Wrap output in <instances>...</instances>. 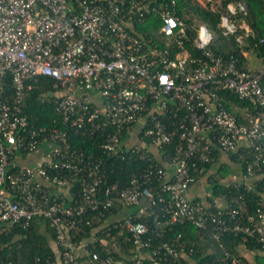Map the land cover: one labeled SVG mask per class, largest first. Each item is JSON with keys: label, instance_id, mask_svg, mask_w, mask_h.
Here are the masks:
<instances>
[{"label": "built area", "instance_id": "obj_1", "mask_svg": "<svg viewBox=\"0 0 264 264\" xmlns=\"http://www.w3.org/2000/svg\"><path fill=\"white\" fill-rule=\"evenodd\" d=\"M199 1L220 14L218 27L236 39L251 69L217 54L213 32L206 24L189 27L177 0H0V234L45 219L60 258L36 264H146V257L185 264L194 250L180 235L146 253L144 215H155L159 227L190 222L210 230L223 255L208 264H246L226 248L228 232L264 248V189H256L264 176L257 175L264 172V53L246 49V38L255 36L246 2ZM148 22L151 29H138ZM41 76L54 79L51 97L64 127L57 120L37 127L25 113ZM227 91L250 103L238 109L240 117L228 109ZM71 128L105 136L108 156L149 166L126 186L110 182L104 158L76 147ZM217 150L239 152L245 162L241 181L257 191L255 214L189 195L204 172L198 163H214ZM38 152L33 163L23 161ZM112 225L131 233L136 258L98 252L97 231Z\"/></svg>", "mask_w": 264, "mask_h": 264}, {"label": "trees", "instance_id": "obj_2", "mask_svg": "<svg viewBox=\"0 0 264 264\" xmlns=\"http://www.w3.org/2000/svg\"><path fill=\"white\" fill-rule=\"evenodd\" d=\"M177 13L187 21L189 27L196 24H206L213 32L212 49L217 54H222L226 58L238 57L241 60L240 67L248 70L251 66L248 64V59L242 55V49L236 39L231 36H225L222 29L218 27L220 14L212 10L210 6L201 3L199 0H177ZM224 6L228 3L239 5L246 2L248 15L247 20L255 33L254 37H247V50H252L259 56L264 53V0H224ZM242 15L238 13L237 17ZM139 27V28H138ZM138 29H151L148 22L146 25L138 24ZM191 29V28H190ZM256 44H259L256 46ZM54 79L50 76H41L39 82L34 83L33 90L27 96L25 113L28 115L32 124L37 127L49 126L57 120V123L64 127L60 120V115L57 112L56 104L51 97ZM225 98L229 101L228 109L240 117L239 108L250 106L246 100H241L238 96L223 92ZM71 133L72 143L87 153H94L104 158L105 166L111 170L108 173L110 182L119 181L122 186L128 185L133 175L140 174L149 166V161L134 158L133 160L117 158L116 156H108L102 145L105 141V136L102 135H84L82 131L69 129ZM130 133L125 132V138L129 137ZM147 143L149 139H145ZM166 151H173V146H167ZM217 158L214 163L202 164L198 163L199 167H204L203 175H208V183L210 189L213 190L214 196L226 195L228 201L233 204L245 205L249 212L256 213L257 209V191L248 190L242 181H233L228 183L227 176L230 171L229 166H216L220 151H215ZM232 161L238 164L241 171L245 172V162L240 165L239 152L231 153ZM216 166V170L209 173L210 168ZM264 170V169H263ZM264 172L257 171L259 178ZM195 181L194 183H196ZM237 184V185H236ZM193 185V184H192ZM257 190L264 189V176L257 180ZM80 190L75 183L73 191L78 193ZM238 200V202H237ZM120 205V204H119ZM137 211L138 206L135 207ZM160 210L159 208H156ZM119 210H115V214ZM96 214V213H95ZM93 216H95L93 214ZM163 218V217H162ZM161 218V219H162ZM149 227V231L144 235V240L151 242V248H146V253H150L153 247H156L166 241H171L177 236H181L180 240L186 244V250H194L191 258L196 264H208L216 257L223 255V251L216 239L213 238L210 230L200 229L190 222H171L169 225L159 227L155 220V215H144L142 217ZM92 235V231L90 232ZM100 241L98 242V252L102 256L111 255L118 260H128L136 258L139 254L137 245L135 244L131 233L121 227L103 228L97 231ZM51 236L56 238L55 231L49 226L48 222L43 218L35 220L28 229H17L11 233L0 234V259L3 264H36L37 258L56 259V253L51 246ZM223 242L226 248L241 257L247 264L244 256L240 253V248L245 247L248 250H262L264 248L254 237H247L243 233L228 232L223 237ZM212 251V252H210ZM264 257V254H262ZM185 264H188L183 259ZM146 264H156L151 258L146 257ZM162 264H171L162 262ZM259 264H261L259 262Z\"/></svg>", "mask_w": 264, "mask_h": 264}, {"label": "crops", "instance_id": "obj_3", "mask_svg": "<svg viewBox=\"0 0 264 264\" xmlns=\"http://www.w3.org/2000/svg\"><path fill=\"white\" fill-rule=\"evenodd\" d=\"M153 151L156 153V155L160 156V152L154 147L151 146ZM42 153H34L31 155H28L23 161L25 163H33L37 159L41 158ZM217 167L220 165L222 166H229L230 171L227 176V182H233V181H240L242 180V171L241 168L238 164L234 163L231 158V153L228 152H221L220 156L218 158V161L216 164ZM216 166L210 168L209 173L212 171H215ZM208 175H203L199 180H197L196 183H194L189 190V195L194 198H198L207 205L212 204L213 202L216 203V205L219 206H226L228 204V199L224 195L222 196H214L212 193L213 190L210 189V185L208 183ZM136 210V208H134ZM134 210L132 209H125L123 212L119 215V217L126 215L128 212H133ZM86 239V238H85ZM88 241V239H86ZM51 246L53 250L56 253V258H60V249L59 246L56 243V239L52 238L51 236ZM88 250L85 247H82L80 249V253L82 255H86ZM212 252V251H210ZM240 253L244 256L245 260L247 261V264H264V257L262 254H264V251L262 250H248L245 247L240 248ZM85 257V256H84ZM83 257V258H84ZM185 260L187 261L188 264H196V262L191 258V256L185 257Z\"/></svg>", "mask_w": 264, "mask_h": 264}, {"label": "rangeland", "instance_id": "obj_4", "mask_svg": "<svg viewBox=\"0 0 264 264\" xmlns=\"http://www.w3.org/2000/svg\"><path fill=\"white\" fill-rule=\"evenodd\" d=\"M132 210H134V207L133 208H131Z\"/></svg>", "mask_w": 264, "mask_h": 264}]
</instances>
